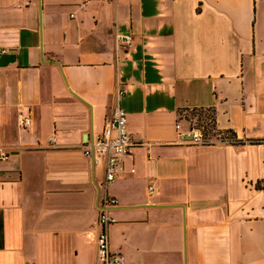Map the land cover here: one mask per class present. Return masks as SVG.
Listing matches in <instances>:
<instances>
[{
  "label": "crops",
  "instance_id": "0c3cea01",
  "mask_svg": "<svg viewBox=\"0 0 264 264\" xmlns=\"http://www.w3.org/2000/svg\"><path fill=\"white\" fill-rule=\"evenodd\" d=\"M116 108L134 147L111 251L264 264V0H0V264H97L105 159L85 147ZM189 111L211 144L182 139Z\"/></svg>",
  "mask_w": 264,
  "mask_h": 264
},
{
  "label": "built area",
  "instance_id": "2783aa9c",
  "mask_svg": "<svg viewBox=\"0 0 264 264\" xmlns=\"http://www.w3.org/2000/svg\"><path fill=\"white\" fill-rule=\"evenodd\" d=\"M130 45L131 36H124L120 39ZM2 51L1 53H5ZM127 93L125 89H120L118 97ZM18 125L23 130H29L33 124L30 114L19 112ZM180 127L177 125V129ZM184 141L194 145H209L213 141L206 139L201 129L189 123V130L181 134ZM134 145L130 139L127 128V115L121 108H116L108 118L104 131L96 137L92 143L85 147V154L88 157H101L105 159V180L101 186L98 199V219H97V238H96V262L97 264H124V257L119 253H113L110 247L109 229L115 224L116 220L112 216L113 210L118 206V200L109 192V187L116 181L119 173L124 171L123 157L126 156ZM5 159L0 155V160ZM150 195L154 194L155 189L150 186Z\"/></svg>",
  "mask_w": 264,
  "mask_h": 264
},
{
  "label": "rangeland",
  "instance_id": "374dc122",
  "mask_svg": "<svg viewBox=\"0 0 264 264\" xmlns=\"http://www.w3.org/2000/svg\"><path fill=\"white\" fill-rule=\"evenodd\" d=\"M186 115L190 124L201 129L206 139L213 141L212 136L215 137L217 132H215L213 114L210 111H189ZM230 137V135H224L221 138L231 139Z\"/></svg>",
  "mask_w": 264,
  "mask_h": 264
},
{
  "label": "water",
  "instance_id": "95a60500",
  "mask_svg": "<svg viewBox=\"0 0 264 264\" xmlns=\"http://www.w3.org/2000/svg\"><path fill=\"white\" fill-rule=\"evenodd\" d=\"M94 159V158H93Z\"/></svg>",
  "mask_w": 264,
  "mask_h": 264
}]
</instances>
